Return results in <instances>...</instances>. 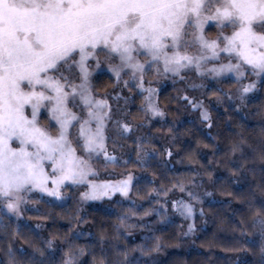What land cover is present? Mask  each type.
Returning a JSON list of instances; mask_svg holds the SVG:
<instances>
[{
  "label": "snow or ice",
  "instance_id": "snow-or-ice-1",
  "mask_svg": "<svg viewBox=\"0 0 264 264\" xmlns=\"http://www.w3.org/2000/svg\"><path fill=\"white\" fill-rule=\"evenodd\" d=\"M209 27L217 29L214 38L206 35ZM153 71L238 83L251 72L264 83V0H0V213L18 215L26 197L37 194L63 203L65 188H86L80 193L85 201L129 196L142 177L97 182L92 164L101 156L119 163L107 142L113 130L131 138L132 126L112 102L129 98L97 96L93 80L114 77L117 86L138 90L145 113L163 116L153 100L156 90L145 86ZM256 83L242 85V99ZM191 105L203 108L195 99ZM200 115L211 127L208 111ZM173 206L194 215L183 199ZM257 223L264 232V219ZM106 243L100 241V264H112ZM76 255L69 251L63 264H77Z\"/></svg>",
  "mask_w": 264,
  "mask_h": 264
},
{
  "label": "trees",
  "instance_id": "trees-1",
  "mask_svg": "<svg viewBox=\"0 0 264 264\" xmlns=\"http://www.w3.org/2000/svg\"><path fill=\"white\" fill-rule=\"evenodd\" d=\"M221 84L232 89L239 83ZM114 85L109 75L94 80L96 93ZM216 92L212 87L208 93L215 96ZM140 102L135 93L128 113L131 119L141 117ZM174 102L173 89L160 93L159 103L168 112L174 111ZM220 107L211 105L208 130L188 119L167 126L172 134L169 160L174 165L160 144L142 142L155 154L142 166L134 159L125 166L129 170L140 166L152 178L132 187L139 206L113 201L110 208L92 205L82 211L73 195L65 203L41 200L40 210L26 216L42 223V231L1 214L0 264H9V250L14 264H63L69 251L77 254V264H100L101 240L107 241L103 246L112 264H264V245L257 232V221L264 219L260 209L264 203V83L239 104L225 101ZM196 170L211 181L217 200L201 203L193 236L187 241L181 238V222L156 206L153 192L168 201L179 186L194 181ZM122 217L127 218L123 223ZM48 241L53 242L51 248Z\"/></svg>",
  "mask_w": 264,
  "mask_h": 264
},
{
  "label": "rangeland",
  "instance_id": "rangeland-1",
  "mask_svg": "<svg viewBox=\"0 0 264 264\" xmlns=\"http://www.w3.org/2000/svg\"><path fill=\"white\" fill-rule=\"evenodd\" d=\"M216 34L217 29L214 27H209L206 32V35L209 38H214ZM101 59H103L102 54ZM141 59L143 60V57ZM104 66L106 68L107 63H105ZM183 76L184 79L181 80L180 77L174 78L171 76V74H169L168 76H158L154 71L146 75L145 79L148 83H146L145 86L151 87L156 90L155 94L153 95V100L157 104L159 109L163 112V116L153 117L151 113H145V111L142 110L144 105L143 96L139 95L142 100L139 106L141 117L138 119H131L128 113L130 112V109L132 108V105L134 103L133 97L135 93L137 94L138 90H129L128 88H124L123 82H121L119 86H117L115 82V85L113 87L109 88L106 92L102 94L95 92L97 96L101 97L105 96V94H109L110 96L114 97L118 93L122 94L124 97H128L129 99L127 103H125L124 99H121L118 105L115 101H113L112 103L113 108L117 109L120 112V116L122 118H126V121L132 126L131 138L118 136L113 130L111 132L112 139L108 140L107 142L108 152L118 158V164L103 162V156H101L99 161H92L93 167L97 172V176L94 178L97 180V182H103L106 180L116 182L126 178L128 174H132L136 178L142 177L143 179H139V181H152V178H150L147 172L143 168H140V166L132 170H129L125 167L127 164L125 163V161L128 162L130 159L136 160V162H138L142 166L147 162L148 156L150 157L155 154V151H153V147L147 144L143 145L142 142L150 141L151 144H160V146H162L166 150V155L168 157L167 159L169 160L170 157L168 153L171 152L170 143L172 142V134L168 130L167 126H175L177 125L179 120L188 119L189 121L197 122L198 124H203L205 129L208 130L209 124L208 122L202 120L200 111L206 109L211 117V105L219 108L225 101H230L239 104L247 96L254 94L257 91L260 83L259 78L251 72L248 73L247 77L242 82H239V84L232 89L224 87L221 83L227 80L237 81L235 78H227L226 76L213 77L211 75L201 77L198 76L195 72H186L183 73ZM127 78L128 77H125V79ZM254 81L257 82L255 90L248 93L242 99V85H247ZM193 85H196L197 87H195L194 89L192 87ZM212 87H215L217 89L215 96H209L208 92L211 90ZM166 88L173 89V96L175 102L174 111L172 110V112H168V110H166L159 103V95ZM185 96H187L189 99L185 100ZM193 99H195L197 102L202 103L203 108L201 110L193 109L191 105V100ZM169 113H173L174 116L171 117L172 115H170ZM40 123L42 125H47L48 121L46 118L41 117ZM141 144L143 150H141ZM170 162L172 165H174L172 161ZM196 172L197 175L191 184L182 185L186 189V191L181 192L179 188L178 192L173 194L174 196L167 198L168 201L160 198V196L156 192H153V199L156 201V206L165 209L171 218H175L181 222V224L183 225V233L181 238L187 239V241H190L191 237L193 236L196 223V216L198 214H201V203L207 200H217V197L213 194V190L211 189V181L205 180L197 170ZM86 190L87 189L83 187L63 189V203L67 202L73 195L79 202L82 211L92 205L110 208V205L113 201H122L138 206L140 204L139 201L136 202L134 197L132 196V189L129 193V196L127 197L117 193L112 198L105 197L100 200L85 201L81 198L80 193ZM189 192L195 193L198 199L190 198L188 195ZM54 199L55 198L47 196H44V198L41 199L38 194L32 195L26 197L25 203L20 205V212L18 215H9L6 213H0V215L6 214L12 217L17 222L26 223L30 226H33L36 230L42 231L44 225L39 222L30 221L26 214L29 211H39L41 200L49 201ZM180 199H183L185 202L192 204L194 208V215L192 217H186L185 215H182L181 212L175 210L173 206V201ZM56 203L61 202L56 201ZM189 225H192L191 231L189 230ZM257 232L261 237L260 240L263 242L264 245V232H262L259 223Z\"/></svg>",
  "mask_w": 264,
  "mask_h": 264
}]
</instances>
